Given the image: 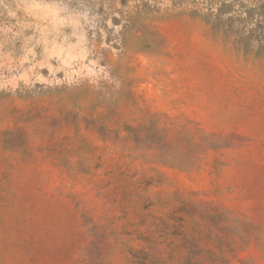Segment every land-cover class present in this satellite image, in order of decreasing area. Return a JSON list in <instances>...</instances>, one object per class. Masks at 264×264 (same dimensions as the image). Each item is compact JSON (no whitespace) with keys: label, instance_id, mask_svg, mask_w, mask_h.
Listing matches in <instances>:
<instances>
[{"label":"rangeland","instance_id":"obj_1","mask_svg":"<svg viewBox=\"0 0 264 264\" xmlns=\"http://www.w3.org/2000/svg\"><path fill=\"white\" fill-rule=\"evenodd\" d=\"M0 264H264V0H0Z\"/></svg>","mask_w":264,"mask_h":264},{"label":"clouds","instance_id":"obj_2","mask_svg":"<svg viewBox=\"0 0 264 264\" xmlns=\"http://www.w3.org/2000/svg\"><path fill=\"white\" fill-rule=\"evenodd\" d=\"M5 8H6V9L9 8V6L5 5ZM9 11H10V10H9Z\"/></svg>","mask_w":264,"mask_h":264}]
</instances>
